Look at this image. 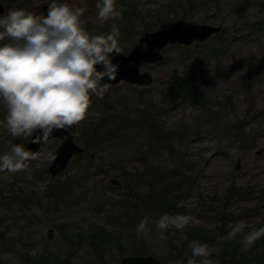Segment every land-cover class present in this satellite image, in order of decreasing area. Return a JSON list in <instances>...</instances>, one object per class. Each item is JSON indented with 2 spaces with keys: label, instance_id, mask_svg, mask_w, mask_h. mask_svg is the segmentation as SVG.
Wrapping results in <instances>:
<instances>
[{
  "label": "rangeland",
  "instance_id": "obj_1",
  "mask_svg": "<svg viewBox=\"0 0 264 264\" xmlns=\"http://www.w3.org/2000/svg\"><path fill=\"white\" fill-rule=\"evenodd\" d=\"M1 1L6 7V12L0 17L7 15L10 10H19L16 9V4L12 3L13 0ZM64 1L72 8L83 9V27L92 35H107L115 24L120 31L121 53L126 55L134 49H145L143 35L146 32L168 28L155 29L159 18L157 14L160 11H184L188 17L175 18L171 14L170 23L184 20L188 25L219 26L227 32L226 37L219 39L213 36L207 42L185 47L186 52L188 48L201 45L196 51L203 56H210L214 51L222 49L224 38L228 41L235 39L233 44L230 41L231 44H227L231 47L230 52L222 55L221 61L227 69L226 75L218 77L217 73L212 81L208 80L207 90L209 101L215 97L223 100L233 98L234 110L216 114L215 109L199 117L200 114L193 105L176 107L172 102L167 106L170 107L168 111L161 117V125L170 130L178 127L179 123H186L187 125H184L187 132L194 127H199L202 132L196 135H188L185 130L180 132V143L184 147L181 149L180 146L178 154L169 163L170 168L175 167L177 156L185 153L187 158L197 165L190 173H186V169L183 170L185 175L192 177L193 183L187 192L184 189L185 195L180 205L190 211L188 216L200 221L198 224L189 223L188 226L215 228L216 220L212 218L210 205L214 203L223 207L224 197L231 187L255 193V198L249 200H232L228 204L231 217L239 222L243 221L248 227L255 224L264 225V201L257 198L259 193L264 191V0H186L169 8H166L167 0H116L121 18L104 23L97 19L96 4L100 0ZM51 2L52 0H24V9L43 15L41 7ZM238 5L243 7L242 13L236 12ZM156 16L158 17L155 18ZM8 40L2 41V44ZM183 53L185 51L180 45L169 46L162 52V62L143 65L141 71H148L153 76L150 86L121 82L118 85H110L103 98L95 97L87 119L77 127L75 142L83 147V143H86L91 135V126L96 122L93 119L100 115L101 109H109L106 119L112 120L115 113L116 119L121 121L127 116L138 119L140 112L148 106L149 100L163 105L162 91L175 66L181 63ZM0 113H6L2 102ZM198 118L200 119L196 126L192 127ZM106 124L105 132L109 135L115 129V123L110 126L108 121ZM208 124L218 125L219 135H209ZM237 126L243 132L242 135L237 131ZM177 129L182 131L183 127ZM241 136L242 138H239ZM124 138L126 137L122 136L113 149L108 148L97 165L92 164L96 169L93 172L94 177L88 178L90 181L85 184L76 186L75 190L72 188L70 195H57L56 186L62 183L68 186L70 179L90 160L86 154L74 156L65 172L52 177L48 168L53 162L55 151L61 145L60 139L43 145L39 151L40 159L33 161L27 171L14 174L0 172V264H120L127 256L153 255L159 260L167 257L170 253L167 249L171 248L167 241L174 242L172 247L178 244L175 240L177 229L161 231L156 227V223L150 220L149 215H145V221L151 234L146 233V239L138 237L139 221L135 223V231L131 229L133 223L128 222L127 231L119 235H106L102 240H107V243L92 240L86 234L92 227H103L108 231L113 229L110 215L121 209L120 203L117 202L120 201V195L131 196L130 190L127 189L135 185L134 175L141 171L145 164L153 165L158 157V154L154 153L156 146H149L147 140L135 139L137 142H134V148L130 147L129 152L124 151ZM130 143L132 145V141ZM8 144L9 141L3 136V129H0V156L10 152ZM160 159L164 164L170 161L166 152L161 154ZM78 179L80 178L77 177ZM112 180L120 181L121 186L113 185ZM18 190H23L24 194H14ZM129 213L134 216L132 206ZM49 229L54 231L51 241L47 238ZM132 239L138 240L133 244ZM154 251H157V254H154ZM167 262L185 264L182 259L177 258H168Z\"/></svg>",
  "mask_w": 264,
  "mask_h": 264
},
{
  "label": "trees",
  "instance_id": "obj_2",
  "mask_svg": "<svg viewBox=\"0 0 264 264\" xmlns=\"http://www.w3.org/2000/svg\"><path fill=\"white\" fill-rule=\"evenodd\" d=\"M177 1L167 0L166 8L180 5L182 1L186 0ZM242 8L243 7L238 5L236 12L242 13ZM161 12L162 11L157 14L159 18L156 22V30L167 28L171 24V14H173L175 18H188L184 11H180L179 13L174 11H171V13ZM157 17L158 16L155 18ZM226 33L223 31V33L215 37L219 39L226 37ZM229 41L233 44L235 39ZM229 41L224 38L222 41L223 45H221L222 49L214 51L210 56H203L196 51V48L201 45H197L195 48H188L187 52L185 47L180 46L185 53H183L181 63L173 69L166 83V87L162 91L161 95L164 98V107H162V103L159 105L149 100L147 103L148 106L140 112V117L138 119H132L131 116H127L121 121L116 119L115 113L112 112L114 109L111 111L114 113V116H112L113 121L111 119H106L109 112V109L106 107L101 109V112H99L100 115L96 119H93V121L95 120L96 122L93 123L94 125L92 124L93 126L90 128L91 135L87 138L86 143H83V154L89 156L90 162L80 168L78 173L70 179V184L68 186H64L63 183L62 185L56 186L57 195H70L72 188L75 190L76 186L79 184H85L86 181H90L88 178L94 177L93 172L96 170L94 169L95 166L92 164L98 163L107 150L110 148L113 149L114 144L121 141L122 136L126 137L123 139L122 143V145H124V151H128L130 147L135 145L134 142H137L135 139L147 140L149 146H156L154 153L158 154V157L153 165L148 164L146 166L145 164L142 166V170L134 175L133 184L135 185L133 188L130 187L131 189H127V191L130 190L132 195L129 197L128 195H120V201L117 202L120 203L121 209L110 215V219L113 220V224L111 221L113 229L108 231L103 227H92L88 229L89 231H86V234H88L92 240L101 241L103 238H106V235H119L123 231H127L128 222L133 223L131 229L135 231L136 221L141 223L142 220H146L145 215H149V217H151L150 220L156 223L164 214L169 216L190 214L187 208L185 209L180 205V201L185 195L184 189H186L187 192L188 187L193 183L192 177L184 174V169H186V173H190L197 165L189 160L185 153H181L180 156H177L178 160L175 167L170 168L171 166H169V163L173 160L175 155L178 154L180 146L181 149L184 147L183 144L180 143L182 140V133L180 132L184 130L187 132V127L184 125L186 123H179L180 125L178 127L175 126V128L167 130L161 125V117L168 111L170 107L167 108V106L172 102L176 107H184L187 104L193 105L197 108L200 114L199 117H202L203 114L207 115V113L215 109H217L216 114H222L227 110H234L233 98L223 100L215 97L212 101H209V91H207L209 89L208 80L212 81L217 76V73H219L218 77L226 75L227 69L221 60L222 55H227L230 52L231 47L227 46L228 43L231 44ZM7 43L14 42L9 39ZM2 45V41H0V46ZM262 114L264 115V112ZM5 115L6 113H0V120H3ZM199 119L200 118L195 119V123H193L192 127L196 126ZM108 121H110V126L113 122L115 123V129L111 134L106 135L105 130L107 129L106 123H108ZM208 122H210V120H208ZM99 123L100 126H98ZM102 124L106 125L103 126ZM215 124H217V122ZM208 125L210 126L208 130L209 135H219L217 134L218 125ZM179 127H183L182 131L181 129H177ZM0 129H3V136L9 141L8 145L10 149L11 144H19L25 148L30 137L13 138L4 128L0 127ZM236 129L239 131V134H243V132L240 131V127L237 126ZM197 133L202 134L199 127H194L192 130L190 128L187 132L188 135H196ZM239 138H242V136ZM187 139L188 138H186V141ZM131 141L132 145L130 143ZM127 143L128 147H126ZM163 152H166L170 157V161L165 164L162 163L160 159ZM159 160L160 162H158ZM32 162L33 161H29V165ZM128 176L129 173L126 174V177ZM77 177L80 179L77 180ZM19 193L24 194V191L18 190L14 192V194L17 195H20ZM50 195L52 196L51 193ZM254 195L255 193L249 192V190L231 187L224 197L223 207H219V205H215L214 203L210 205V210L213 214L212 218L216 220L215 228L190 227L187 225L183 230H177L175 240L178 244L176 243L177 245L172 247L174 242L167 241L170 247L174 249L168 248L167 250L170 251L171 255H169V253L166 255L167 257L161 258L160 260L164 262V264H170L167 262L168 258H177L182 259L183 262L187 264L189 259H196L198 264L200 258L192 257L190 244L193 241H199L201 244H207L213 249L212 255L209 257V259L213 261V264H264V236L254 241L247 250H245V245L242 242L247 233L258 231L260 228H264V225L255 224L251 227L245 226L241 233H237L232 239H227L233 227L239 223L238 220L233 219L228 213V204L235 199L249 200L255 198ZM257 198L264 201V191H261ZM129 199L131 201H129ZM130 206H132L134 216H131L129 213ZM254 210L256 211V209ZM147 233H149V235L151 234L149 230ZM167 235H169V231H167ZM138 237L146 239L147 236L145 233H140ZM218 237L225 239L218 240ZM137 240L138 239H132L133 244H135ZM102 241L103 243H107V240ZM157 248L158 247H156V250ZM156 252L157 251H154V254H157ZM172 264L179 263L173 262Z\"/></svg>",
  "mask_w": 264,
  "mask_h": 264
},
{
  "label": "clouds",
  "instance_id": "obj_3",
  "mask_svg": "<svg viewBox=\"0 0 264 264\" xmlns=\"http://www.w3.org/2000/svg\"><path fill=\"white\" fill-rule=\"evenodd\" d=\"M96 9L101 23L121 18L116 0H100ZM83 14L81 8L52 0L46 15L19 9L0 17V41L14 42L0 46V102L6 107L0 127L11 137H33L32 143H46L54 130L79 125L87 119L92 97L103 98L108 92L110 84L101 82L116 79L119 66L113 58L122 51L119 28L113 24L109 34L92 35L83 27ZM39 159V153L11 144L10 152L0 156V172L27 171L28 162ZM189 223L200 221L164 214L156 227L183 230ZM244 227L239 222L227 239ZM147 231L142 220L137 232ZM261 236L264 228L247 233L242 241L245 250ZM190 248L192 257L200 258L198 264H213L209 259L213 249L207 244L193 241ZM187 264H197V260L189 259Z\"/></svg>",
  "mask_w": 264,
  "mask_h": 264
},
{
  "label": "water",
  "instance_id": "obj_4",
  "mask_svg": "<svg viewBox=\"0 0 264 264\" xmlns=\"http://www.w3.org/2000/svg\"><path fill=\"white\" fill-rule=\"evenodd\" d=\"M60 3H65L59 0ZM48 6L42 7L44 15L47 14ZM4 6L0 2V15L4 14ZM223 28L212 25H188L184 20H178L169 25L167 29L155 32H146L143 35V41L146 45L144 50L134 49L128 55L120 53L114 54L113 63L119 66L115 80L105 78L102 83L118 85L126 82L136 86H150L153 83V76L148 71H141L143 65H155L163 60L162 52L169 46L180 45L190 47L195 43L207 42L211 37L220 35ZM99 67V66H98ZM95 96L92 97V100ZM78 125L70 129L54 130L46 143L54 139H60L61 145L55 151L54 159L48 172L52 177H57L65 172L70 161L74 156H80L84 153V148L75 142ZM35 135V134H34ZM33 137H30L26 150L39 153L46 143H32ZM239 166V163L238 165ZM113 185L121 186L118 180H112ZM47 238L51 241L54 238L53 229L47 232ZM120 264H163L153 255L127 256L121 260Z\"/></svg>",
  "mask_w": 264,
  "mask_h": 264
},
{
  "label": "flooded vegetation",
  "instance_id": "obj_5",
  "mask_svg": "<svg viewBox=\"0 0 264 264\" xmlns=\"http://www.w3.org/2000/svg\"><path fill=\"white\" fill-rule=\"evenodd\" d=\"M64 1V0H63ZM0 2L2 3V5L4 6V14H5V12H6V7H5V5L3 4V2L0 0ZM65 2V1H64ZM12 3H15L16 4V9H23L24 10V0H13V2ZM52 3V2H51ZM50 3V4H51ZM50 4H48V5H50ZM48 5H44V6H48ZM44 6H42V7H44ZM42 7H41V11L43 12V15H44V11L42 10ZM4 14H2V15H4Z\"/></svg>",
  "mask_w": 264,
  "mask_h": 264
}]
</instances>
